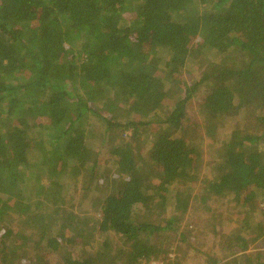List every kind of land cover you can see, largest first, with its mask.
I'll use <instances>...</instances> for the list:
<instances>
[{
    "label": "trees",
    "instance_id": "16d2710c",
    "mask_svg": "<svg viewBox=\"0 0 264 264\" xmlns=\"http://www.w3.org/2000/svg\"><path fill=\"white\" fill-rule=\"evenodd\" d=\"M210 201L234 210L212 251L186 217ZM263 247L264 0H0V264Z\"/></svg>",
    "mask_w": 264,
    "mask_h": 264
},
{
    "label": "rangeland",
    "instance_id": "374dc122",
    "mask_svg": "<svg viewBox=\"0 0 264 264\" xmlns=\"http://www.w3.org/2000/svg\"><path fill=\"white\" fill-rule=\"evenodd\" d=\"M129 6H134L133 2H129ZM132 14L129 13L127 15V17H125L127 20H129ZM187 76V75H186ZM168 100L164 102V104H168ZM215 145L211 144L209 142H206L204 145V150L206 149H210V150H214ZM99 160L98 162H100L102 165L105 161V159H107V156L105 154L99 155L98 156ZM209 160V157H204V163H206V161ZM50 173V169L49 167H46L45 170L43 172H41L40 177H39V189L41 191H46L49 187V185L51 184V176L49 175ZM82 186L78 185L77 189L80 190ZM195 190V196H197V198L199 196H201L204 192H198L197 188L194 187ZM46 198H44L45 200ZM87 203V201L83 202V206L84 204ZM170 205H172V203H169ZM210 210L205 212H201L198 209H190L188 214H187V219H188V224L191 227H194L197 231V237L195 238V240L193 242L195 243H200L201 241L204 240L206 245L208 246V248L214 249L215 247H218L217 243L218 241L221 243H225L226 241L221 237H215L212 240H209L210 234L214 233V231L220 236V235H224L227 233L228 228H231L230 225H224V223H226L227 221H229L232 216H230L231 214L234 213L233 210V206L231 205L230 202H226V201H210ZM75 210V208H74ZM234 224L238 223V218L236 216H234ZM185 224V223H184ZM174 246V244H173ZM255 247L253 246L250 250L251 251H255L252 250ZM264 249V247H263ZM52 264H56V263H52Z\"/></svg>",
    "mask_w": 264,
    "mask_h": 264
},
{
    "label": "built area",
    "instance_id": "2783aa9c",
    "mask_svg": "<svg viewBox=\"0 0 264 264\" xmlns=\"http://www.w3.org/2000/svg\"><path fill=\"white\" fill-rule=\"evenodd\" d=\"M141 264H163V263L157 261H150V262H143Z\"/></svg>",
    "mask_w": 264,
    "mask_h": 264
}]
</instances>
